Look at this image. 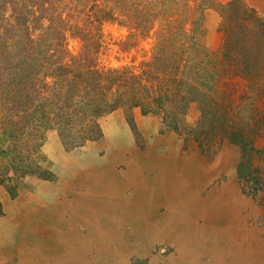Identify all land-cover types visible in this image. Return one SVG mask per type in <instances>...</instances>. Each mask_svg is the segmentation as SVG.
<instances>
[{
  "label": "trees",
  "instance_id": "16d2710c",
  "mask_svg": "<svg viewBox=\"0 0 264 264\" xmlns=\"http://www.w3.org/2000/svg\"><path fill=\"white\" fill-rule=\"evenodd\" d=\"M223 1L196 2L199 15L221 18L210 52L188 0H0V164L35 175L48 131L71 151L102 138L105 115L140 109L203 153L238 149L242 191L263 192L264 18L242 0ZM105 27L123 32L117 46L127 57L152 40L137 67L135 56L102 63Z\"/></svg>",
  "mask_w": 264,
  "mask_h": 264
},
{
  "label": "rangeland",
  "instance_id": "374dc122",
  "mask_svg": "<svg viewBox=\"0 0 264 264\" xmlns=\"http://www.w3.org/2000/svg\"><path fill=\"white\" fill-rule=\"evenodd\" d=\"M196 2L197 0H188L190 20L201 19L205 32V46L208 51L215 52L222 40L221 18L218 12L212 9H205L202 15H199L200 11L196 12L195 8ZM242 2L259 17L264 18V0H242ZM104 34L108 44V51L102 59L105 66L129 64L132 56H135L133 65L137 67L152 45V40L148 39L140 43L127 57V54L118 52L117 46L123 38V32L118 31L116 27H105ZM78 48L77 41L69 38L68 50L75 54ZM99 123L102 138L71 151L63 148L55 131H48L36 155L35 160L39 169L35 175L17 176L7 169L6 164H0V180H2L0 264H46L45 260L48 257L40 254L41 252H48L49 258L53 255L58 257L60 262L62 260L60 264L67 263L69 259L65 252L70 250V245L64 239L66 237L62 233L64 230L60 231L61 225L57 222L59 218H51L49 215L56 211L66 213L73 207H78L79 213L85 217L87 212L84 209L85 204L90 202L91 198L101 195L96 192L112 190L107 184L112 178L114 179L113 173L120 176L125 183L123 186L126 191L125 197L130 196V190L126 187L129 180H133L134 186L140 187L139 193L132 196L128 204L116 201L118 205L141 208L145 213L144 208L150 207V203L162 204L169 215L167 221L175 226L188 227L192 232H196L193 229L197 225L198 232H201L204 231L203 227L208 225L210 242H206L207 237L199 233L197 239L189 240L185 251L187 253L191 249L192 256L197 253L198 256L194 257L199 264H264V260H261L264 258V249L263 252L258 250H253V253L246 252V249L257 246V243L239 241L234 235L229 240L230 235L225 236L223 233L216 236L217 239L212 238L215 236L212 226L218 219L224 225L231 221H239L241 227L251 228L255 232L264 234V191L256 196H250L242 191L236 172L240 156L238 149L223 147L216 153H203L195 143L185 142L174 132L164 129L157 115H144L140 109H117L102 117ZM96 162L104 163V167L99 168L98 178L101 181L100 185L106 186L104 188L101 186V189L100 185L96 184L99 181H95L98 174L94 176V171L98 172L94 170L98 169L95 167ZM127 172L128 179H126ZM147 187L150 188L151 193L146 198ZM91 189H94L95 194L89 192ZM96 199L95 203L99 205L102 197ZM42 200L46 202L43 204ZM234 205L239 206L235 213L230 214L229 210ZM225 208L228 213L224 217L227 218H223L219 212ZM27 210V213L35 212L34 215L22 219V214ZM215 211L217 214L214 213ZM86 219L91 222L90 219ZM86 219L84 218V222ZM99 219L100 224L105 227L111 224L102 213ZM52 221H55L57 229L59 228L54 234L49 231L47 236V234L43 235L42 230H37L45 228ZM136 226H141L144 232L148 225L142 226L133 220L130 231ZM80 233L86 235L88 231L83 230ZM143 236L135 238L131 232H127L126 235H117V238L111 242H94V245L90 244L91 241L86 242L87 246L82 253L84 257L99 255L101 258L100 260L96 258L95 264L192 263H188V254L185 260L182 259L181 243L184 242L162 240L147 243L146 237ZM261 242L264 243V240ZM100 244L103 248L101 251L98 250ZM205 245H210L206 252ZM12 256L16 260L8 259ZM92 259L90 258L89 261Z\"/></svg>",
  "mask_w": 264,
  "mask_h": 264
},
{
  "label": "crops",
  "instance_id": "0c3cea01",
  "mask_svg": "<svg viewBox=\"0 0 264 264\" xmlns=\"http://www.w3.org/2000/svg\"><path fill=\"white\" fill-rule=\"evenodd\" d=\"M127 190H130V196H126V191H122L118 189L117 193L111 192L109 194L108 191L104 192H97L101 195H98L96 198L100 199V196L102 197L100 204H96L95 201H97L96 198H91L90 202L85 204L84 209L87 210L85 212L86 216L84 217L81 213L78 211V207H73V209L68 210V212H51L49 215L51 218H59L58 219V225L60 226V231L64 230L66 243L70 245L67 252H65V255L67 254V259H69L66 262H63V264H95L96 258H99V255H91L88 257H84V247L87 246L86 242H90V244L94 245V242H111L113 239L117 238V235H126L127 232H131V234L134 235L135 238L139 237H146L147 243L153 242V241H162V240H175V241H187V240H195L197 239V235L199 233H206L207 228L204 229L202 232H198L197 225L196 228L193 229L196 232H192V230L188 227L181 228V226H175V224L170 223V221L165 219V213H167L166 208L162 204H155L150 203V207L147 209L144 208L145 213L142 211L141 208H133V206L128 207L126 205H118V203H124L128 204L130 199H132V196L139 193L138 188L139 186H134L133 180H130L126 184ZM115 190V189H114ZM89 192H95L94 189H91ZM151 190L150 188H145V196L146 198L150 196ZM109 194V195H108ZM127 198V200H125ZM48 199V198H47ZM46 199V200H47ZM52 199V198H51ZM87 199H90L87 197ZM46 200H42L41 202H46ZM39 202V201H37ZM124 209V210H123ZM27 212V211H25ZM33 214L35 212H32ZM103 214L104 218L107 220H110L109 225L106 227L103 226V224H100V214ZM24 217L26 215H23ZM84 218H88L91 220L89 223V220H85ZM61 219V220H60ZM133 220L138 222V224H141L142 226H145L147 224L148 226L145 227V231L141 230V226L139 227H133V229L130 231V226L133 223ZM55 222V221H54ZM53 221L51 223H48V226L46 225L45 228L37 229L38 231H43V235H46L49 231L53 234L55 231L59 230L57 229L56 224ZM62 222V223H61ZM84 222V223H83ZM178 222V221H176ZM51 226V228H50ZM64 226V227H63ZM108 227V228H107ZM62 228V230H61ZM175 229L177 231H175ZM83 230L88 231L86 235H82ZM66 231V232H65ZM36 232V231H34ZM50 233L51 235H53ZM146 234V235H145ZM165 234V235H164ZM190 234V235H189ZM36 235V234H34ZM49 234H47L48 236ZM99 236V237H98ZM194 236V237H193ZM55 237V236H52ZM123 237V236H122ZM94 239V240H93ZM49 241V240H48ZM191 241V242H192ZM48 245V244H47ZM122 247V246H121ZM50 247H48L49 249ZM102 244L99 245L98 250L101 251ZM70 251V252H69ZM36 253V252H35ZM40 254H45L48 258L45 260L46 264H60V260L58 257H55L54 255L49 258L48 253L41 252ZM99 256V257H97ZM90 258H93L91 261H89ZM9 260L16 258L14 256L8 257ZM124 261V260H123ZM122 261V262H123ZM101 264V263H99Z\"/></svg>",
  "mask_w": 264,
  "mask_h": 264
},
{
  "label": "bare ground",
  "instance_id": "6f19581e",
  "mask_svg": "<svg viewBox=\"0 0 264 264\" xmlns=\"http://www.w3.org/2000/svg\"><path fill=\"white\" fill-rule=\"evenodd\" d=\"M127 149V148H126ZM111 151V150H110ZM112 152V151H111ZM122 153V152H121ZM111 154V153H110ZM119 154V153H118ZM124 154V153H123ZM115 155V154H114ZM117 155V154H116ZM112 157V156H111ZM117 157V156H116ZM84 158V157H83ZM115 158V157H114ZM118 159H120V158H118ZM117 159V160H118ZM111 161V160H110ZM116 163V162H115ZM144 163V162H143ZM142 163V164H143ZM78 164V163H77ZM76 164V165H77ZM71 166V165H70ZM72 166H73V164H72ZM74 166H75V164H74ZM111 166V165H110ZM95 167L96 168H98V169H94V170H97L98 172H96V171H94V176H95V174H98L95 178H96V180L95 181H99V182H97L96 184H98V185H100L101 184V181L99 180V168H103L104 167V163H99V162H96V165H95ZM80 168H81V166H80ZM111 171V170H110ZM127 174V178L126 179H128V177H129V173L127 172L126 173ZM102 176V175H101ZM113 176H114V179L112 178V180H111V182L110 183H108L107 184V186H109V188H112V190H109L110 192H109V194L111 193V192H113V193H117V191H118V189H120L121 191H124V185H125V183L122 181V178L120 177H118L117 175H115L114 173H113ZM93 177V176H92ZM167 177V176H166ZM124 179V178H123ZM141 179V178H140ZM130 181V180H129ZM128 181V182H129ZM139 181V180H138ZM127 182V183H128ZM93 184V183H92ZM138 184V183H137ZM163 184V183H162ZM98 185H96V186H98ZM139 185V184H138ZM101 186L104 188L106 185H100L99 186V188L101 189ZM166 186V185H165ZM136 187V186H135ZM122 188V189H121ZM108 189V188H107ZM115 189V190H114ZM89 191V190H88ZM108 191V190H107ZM94 193V192H93ZM97 193V192H96ZM123 193V192H122ZM95 194V193H94ZM108 194V195H109ZM90 195V194H89ZM60 196V195H59ZM155 196V195H154ZM83 199V198H82ZM88 201V200H87ZM151 202V201H150ZM213 203V202H212ZM215 203V202H214ZM234 203V202H233ZM118 204V203H117ZM211 204V203H210ZM226 204V203H225ZM69 205V204H68ZM130 205V204H129ZM228 205V204H227ZM221 206H222V204H221ZM229 206V205H228ZM237 206H239V205H237ZM237 206H235L234 205V207L232 208V209H230L229 210V213L230 214H232V213H235L236 212V209L238 208ZM203 207V206H202ZM202 207H200V209L202 208ZM223 207V206H222ZM240 208V207H239ZM198 209V208H197ZM214 209V208H213ZM240 211V210H239ZM27 212H28V210H27ZM27 212H24V214H22V216H21V218L22 219H24V218H26V216H29V218L32 216V215H34L32 212L31 213H27ZM220 213H221V215H222V217L223 218H227V217H224L225 215H227V213H228V210H226V208L224 209V210H222V211H219ZM27 213V214H26ZM174 213V212H173ZM215 214H217V211H215L214 212ZM197 214V213H196ZM23 215H26L25 217L23 216ZM207 215V214H206ZM241 215V214H240ZM168 216V217H167ZM171 216V215H170ZM180 216V215H179ZM165 219L167 220L168 218H169V215H168V213H166V215H165ZM216 217V216H215ZM193 218V217H192ZM239 218V217H238ZM206 220V219H205ZM211 221H212V219H210ZM233 220V219H232ZM236 220V219H235ZM238 220V219H237ZM103 221V220H102ZM227 223V222H226ZM102 225V224H101ZM241 225L242 224H240L239 223V221H231L230 223H227L226 225H224L223 223H222V221L221 220H219L218 219V221H215V224L212 226V232L215 234V236H213L212 238L213 239H217L216 238V236H220L222 233L223 234H225V236H226V234H228V236H229V240L230 239H232V236L234 235V236H236V238L240 241V240H245V241H247L246 243H251V242H255V243H257V246H254V247H249V249H246V252L247 253H253V250H258V251H260V252H263L262 250L264 249V243H262L261 242V240H264V234H261L260 232L258 233V232H255L253 229H251V228H244V226L243 227H241ZM107 226V225H106ZM207 226V227H206ZM205 226V228H207L208 230H207V232L206 233H202V236H204L205 235V237H207L206 239H205V241L206 242H210V231H209V228H208V225H206ZM64 227V226H63ZM195 227H196V225H195ZM201 228V227H200ZM204 228V227H203ZM204 228V229H205ZM198 229V228H197ZM62 230V229H61ZM175 231H177L176 229H175ZM209 231V232H208ZM66 232V231H65ZM200 232V231H199ZM203 232V231H202ZM62 233H64V231L62 232ZM220 234V235H219ZM165 235V234H164ZM190 235V234H189ZM222 237V236H221ZM211 241H212V239H211ZM214 241V240H213ZM257 241V242H256ZM196 242V241H195ZM221 242V241H220ZM231 243H232V241H230ZM188 243H189V240H187V241H184V243H181V248H182V250H183V257H182V259H184L185 260V256H186V254H188L187 256H188V263H191V264H196V263H198L199 264V261L197 262V261H195V257L194 256H198L197 255V253L194 255V256H192V254H191V249H189V251L186 253L185 251H186V248H187V245H188ZM194 243V242H193ZM207 244V243H206ZM212 244V243H211ZM254 244V243H253ZM195 245V244H194ZM241 245V244H240ZM198 246V245H197ZM196 246V247H197ZM206 246V249H205V252L206 251H208V249H209V247L208 246H210V245H205ZM234 246V245H233ZM238 248V247H237ZM53 249H55V248H53ZM236 249V248H235ZM241 249V248H240ZM215 250V249H214ZM236 251H241V250H236ZM48 253V252H47ZM211 254V253H210ZM232 254V253H231ZM235 254H236V252H235ZM200 255V254H199ZM31 256L32 257H34L32 254H31ZM30 256V257H31ZM231 257H233V255H231ZM44 258V257H43ZM201 258V257H200ZM202 259V258H201ZM230 260V259H229ZM261 260L263 261L264 260V258H261ZM263 263H264V261H263ZM207 264V263H206Z\"/></svg>",
  "mask_w": 264,
  "mask_h": 264
}]
</instances>
